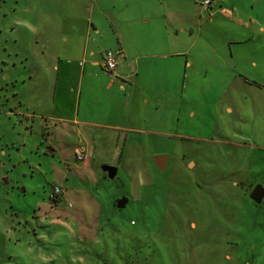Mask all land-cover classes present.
Listing matches in <instances>:
<instances>
[{"label": "rangeland", "instance_id": "1", "mask_svg": "<svg viewBox=\"0 0 264 264\" xmlns=\"http://www.w3.org/2000/svg\"><path fill=\"white\" fill-rule=\"evenodd\" d=\"M237 3L246 22L264 25V0ZM25 8L0 0V264H264V198H250L264 188V96L192 106L190 128L162 110L166 122L156 111V126L136 132L92 129L83 168L76 127L49 123L43 133L23 116L25 46L9 44L7 29ZM247 74L264 83V73Z\"/></svg>", "mask_w": 264, "mask_h": 264}, {"label": "crops", "instance_id": "2", "mask_svg": "<svg viewBox=\"0 0 264 264\" xmlns=\"http://www.w3.org/2000/svg\"><path fill=\"white\" fill-rule=\"evenodd\" d=\"M200 1L25 0L24 16L7 32L9 44L25 46L20 60L29 75L25 108L20 105L30 129L76 127L80 144L74 150L83 148L85 168L96 141L92 129L136 132L156 126V111L166 122L165 110L172 126L190 128L199 116L192 106L209 108L225 97L261 99L264 83L247 73H264V25L246 22L237 0H212L206 10ZM117 49L123 54L111 75L103 57ZM242 61L244 72L235 67ZM251 85L255 91L246 95ZM55 188L60 193L54 196L63 198L62 188Z\"/></svg>", "mask_w": 264, "mask_h": 264}, {"label": "built area", "instance_id": "3", "mask_svg": "<svg viewBox=\"0 0 264 264\" xmlns=\"http://www.w3.org/2000/svg\"><path fill=\"white\" fill-rule=\"evenodd\" d=\"M211 3H212V0H201L200 1L201 7L204 10L210 8ZM122 54L123 52L121 49L106 51L103 57L104 70L110 73L111 75L115 74ZM74 155L77 158V160L81 161L82 164L84 165V162L86 161V156H85L83 148L77 147L74 150ZM59 193H60V189L55 188L54 194H59Z\"/></svg>", "mask_w": 264, "mask_h": 264}, {"label": "water", "instance_id": "4", "mask_svg": "<svg viewBox=\"0 0 264 264\" xmlns=\"http://www.w3.org/2000/svg\"><path fill=\"white\" fill-rule=\"evenodd\" d=\"M166 160H167L166 156H158V157L154 158V162L156 163V165L159 168L164 166ZM103 170H104V172H107V174L109 175L110 178H114L116 173H117V169L114 166L106 165L103 167ZM21 191L24 192L23 189ZM250 198L256 203L261 202L264 198V188L261 185L255 186L253 188L252 192L250 193ZM127 203H128L127 198L123 197V198L118 200L117 206L119 208H123V207H125V205Z\"/></svg>", "mask_w": 264, "mask_h": 264}, {"label": "clouds", "instance_id": "5", "mask_svg": "<svg viewBox=\"0 0 264 264\" xmlns=\"http://www.w3.org/2000/svg\"><path fill=\"white\" fill-rule=\"evenodd\" d=\"M21 23H25V22L22 21Z\"/></svg>", "mask_w": 264, "mask_h": 264}]
</instances>
